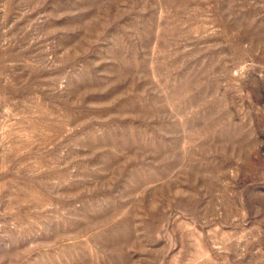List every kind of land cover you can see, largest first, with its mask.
Masks as SVG:
<instances>
[{
    "label": "rangeland",
    "instance_id": "374dc122",
    "mask_svg": "<svg viewBox=\"0 0 264 264\" xmlns=\"http://www.w3.org/2000/svg\"><path fill=\"white\" fill-rule=\"evenodd\" d=\"M0 264H264V0H0Z\"/></svg>",
    "mask_w": 264,
    "mask_h": 264
}]
</instances>
